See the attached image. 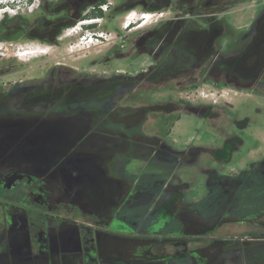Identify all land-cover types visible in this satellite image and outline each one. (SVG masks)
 I'll list each match as a JSON object with an SVG mask.
<instances>
[{
	"label": "flooded vegetation",
	"instance_id": "1",
	"mask_svg": "<svg viewBox=\"0 0 264 264\" xmlns=\"http://www.w3.org/2000/svg\"><path fill=\"white\" fill-rule=\"evenodd\" d=\"M102 1L0 15V55L20 41L58 54L48 77L0 87V264H264V123L250 118L264 102V1L108 0L105 12ZM246 3L253 13L234 28ZM135 9L157 13L136 31L141 71L109 67L132 50L116 32L88 70L63 61ZM86 19L100 23L64 36ZM191 166L196 200L175 174Z\"/></svg>",
	"mask_w": 264,
	"mask_h": 264
},
{
	"label": "rangeland",
	"instance_id": "2",
	"mask_svg": "<svg viewBox=\"0 0 264 264\" xmlns=\"http://www.w3.org/2000/svg\"><path fill=\"white\" fill-rule=\"evenodd\" d=\"M38 1V4L41 3L42 0H30L28 3L27 0H15L14 3L17 5L21 11H18L21 15H29L27 14V8L32 3H36ZM52 1V0H51ZM112 1V0H109ZM114 3H120L124 0H113ZM264 1V0H260ZM4 3H10V0H4ZM24 8V9H23ZM261 6L256 5L254 8L255 13H257L260 10ZM10 9V8H5ZM9 11V10H7ZM2 13V11H0ZM129 12H135L139 13L140 11L138 9L130 10L126 13H121L114 22H106L103 32V43H95L93 40L92 42H89L88 37L85 39H82V43L79 45V48H81V51L79 52H68L64 51L60 54L64 56V62L72 63L75 67H77L79 70H88L89 65L91 62L96 61L99 62L101 58L103 57V54H95L96 52L104 53L106 52L110 47H112L115 41L114 33H117V47L123 48L122 53H129L130 47H132V50L130 52L129 57H125L124 59L116 60L115 63H111L109 67H114L115 69H119L120 71H123L129 75L134 74L135 72L141 71L143 68H145L147 64V60L144 56L135 57V48H134V42L136 41V31L143 29L137 28L136 22L131 23L127 28H122L124 23V17ZM8 14L10 17L15 16L16 14L9 12ZM253 13V10L249 8V3L238 5L234 7L231 10L230 16L232 18V25L234 28L241 27L246 21H242L243 18L249 17ZM36 15V13L34 14ZM2 16V14H1ZM0 16V17H1ZM33 17V15L29 16L28 18ZM76 23V22H75ZM74 23V24H75ZM100 23V22H99ZM96 23V24H99ZM103 23V22H101ZM124 23V24H123ZM120 24V29H119ZM110 33V35H108ZM75 35V34H72ZM226 45H228V40L226 41ZM229 45L231 43L229 42ZM5 47H7L8 51H4V55H0V58L8 59L9 62L7 64H0V87L4 88H11L19 83L24 84H30V83H37L41 78L48 77L49 68L52 66V61H56L55 56L58 54L55 52H52V46L49 45H42L31 41H20L18 43H8V45L5 44ZM77 49V48H75ZM75 49L73 51H75ZM38 50H45L46 54H38ZM3 51V50H2ZM16 52L23 53L24 52H30L28 55L24 56L21 59L15 56ZM134 53V55H133ZM83 56L88 58H82ZM108 67V66H107ZM107 67H101L102 70L107 69ZM161 91V90H160ZM149 91L141 90L138 91L137 96L132 95L128 99L122 101V106H134L139 103H142L141 100H143L148 94ZM256 101V111L254 108L250 111V118L254 123H264V102L259 100L258 98L255 99ZM258 110V111H257ZM257 112V113H256ZM191 124V122H189ZM192 124L187 125L184 133L186 138H191L194 136L192 129ZM264 134V130H263ZM209 167H212V165H209ZM215 167V165H214ZM201 167L200 166H191V167H181L176 170L175 174L181 178L182 181L189 184V194L187 195L188 199L190 200L192 197H194L193 200L198 199V196L200 197L202 195V176H199ZM191 174L196 176L195 179L192 178V180H189L186 175ZM190 176V175H189Z\"/></svg>",
	"mask_w": 264,
	"mask_h": 264
},
{
	"label": "built area",
	"instance_id": "3",
	"mask_svg": "<svg viewBox=\"0 0 264 264\" xmlns=\"http://www.w3.org/2000/svg\"><path fill=\"white\" fill-rule=\"evenodd\" d=\"M108 4H109V1L107 0L99 6V9L102 12H105L107 7H108ZM26 8H27V14H32L38 8V1L34 4L32 3L29 7H26ZM6 10H9V11H7L8 14H10L9 12L16 14L18 11H21L22 9H20L18 6H16L15 8H12V9L10 8V9H6ZM135 14L137 16H139L140 18L147 19L148 23H150L155 18L157 13L150 12V11H144V12H139V13H135ZM127 17H128V15H126L124 17V23L125 24L123 23L124 25L122 26V28H124V29L127 28L131 24L130 21L125 22V19ZM99 22H100V19H86L83 21H77L73 26L67 28L64 31V36H66V37L71 36L72 34H76V33L80 32V30L83 26H87V25L99 23ZM103 35L104 34H102V36ZM108 35H110V33ZM88 39H89L88 40L89 42H92L93 40L96 42L94 37L88 36ZM18 54H21V53H18Z\"/></svg>",
	"mask_w": 264,
	"mask_h": 264
},
{
	"label": "bare ground",
	"instance_id": "4",
	"mask_svg": "<svg viewBox=\"0 0 264 264\" xmlns=\"http://www.w3.org/2000/svg\"><path fill=\"white\" fill-rule=\"evenodd\" d=\"M128 17L125 19V22L130 21V23H134L136 22V24L138 25L137 28H142L144 26H146L148 24V20L147 19H143L140 18L139 16H137L134 12H129ZM30 52H24V54H17L16 57H18L19 59L22 60V58L26 55H28ZM38 54H46L45 50H38Z\"/></svg>",
	"mask_w": 264,
	"mask_h": 264
},
{
	"label": "clouds",
	"instance_id": "5",
	"mask_svg": "<svg viewBox=\"0 0 264 264\" xmlns=\"http://www.w3.org/2000/svg\"><path fill=\"white\" fill-rule=\"evenodd\" d=\"M28 1V0H27ZM15 2V0H10V3H7L6 5L8 6V8H15L17 5H15L16 3H14ZM5 13H7V10L6 11H4V12H0V15L1 14H5ZM18 54V52H16V54H15V56Z\"/></svg>",
	"mask_w": 264,
	"mask_h": 264
},
{
	"label": "water",
	"instance_id": "6",
	"mask_svg": "<svg viewBox=\"0 0 264 264\" xmlns=\"http://www.w3.org/2000/svg\"><path fill=\"white\" fill-rule=\"evenodd\" d=\"M82 1L87 2V4H91L93 2V0H82Z\"/></svg>",
	"mask_w": 264,
	"mask_h": 264
},
{
	"label": "trees",
	"instance_id": "7",
	"mask_svg": "<svg viewBox=\"0 0 264 264\" xmlns=\"http://www.w3.org/2000/svg\"><path fill=\"white\" fill-rule=\"evenodd\" d=\"M102 3H104V1H102ZM99 12L101 13V11L99 10ZM100 14H98L97 16H99Z\"/></svg>",
	"mask_w": 264,
	"mask_h": 264
}]
</instances>
